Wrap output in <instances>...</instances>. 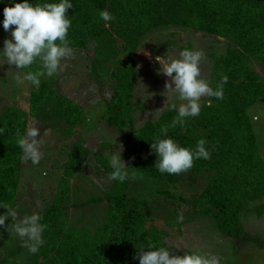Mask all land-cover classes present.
<instances>
[{"label":"trees","instance_id":"1","mask_svg":"<svg viewBox=\"0 0 264 264\" xmlns=\"http://www.w3.org/2000/svg\"><path fill=\"white\" fill-rule=\"evenodd\" d=\"M6 2L11 7L23 0ZM28 2L57 3L59 0ZM69 2L73 5L67 10L71 20L67 37L69 47L73 52L93 51V62L89 65L92 73L99 77L103 78L100 74L106 71L110 84L108 99L100 98L102 102L95 103L96 107L103 105L96 114L97 108L91 112L94 104L89 105V113L59 91L55 75L41 77L39 87L31 85L23 105L0 99V129H4L0 133V205L10 204L21 217L39 213L41 223L48 226L42 234L45 242L35 254L21 247L16 236L12 237L11 245L0 243V264H139L133 257L140 248L149 250V244L154 249L166 247L174 255L182 251L183 255L187 251L182 250L183 246L175 252L169 244V230L176 229L182 235L183 226L192 222L199 229L198 222L210 224L212 221L213 225L206 228L214 229L221 239L249 244L253 237L247 234L241 216L253 212L260 216L264 206V159L256 132L260 121H253L251 114V110L264 100V78L251 66L255 61L264 67V0ZM104 10L114 19L101 20L99 12ZM162 30L167 34L162 42L164 45H172L174 41L183 46L185 38H175L179 33L187 35V30L196 42L198 39L207 41V46L195 48L201 49L206 57L200 64L202 77L209 80L214 89L222 75L228 78L223 98L204 97L200 102V114L187 118L184 127L170 126L177 111H169L168 105L156 119L142 124H138L133 115L139 69L130 57L137 55L143 39ZM107 48L112 50L111 63L118 64L116 69L99 67L97 56L103 55ZM3 68L4 65L0 66V71ZM38 68L39 62L22 70L27 73ZM102 82L100 91L106 89V82ZM11 95L9 97L13 98ZM95 115L113 129L125 133L123 142H117L120 138H112L117 149L112 153H119L118 145L123 146L121 159L129 167V178L124 182L109 179L112 171L109 157L92 152L78 136V142L53 151L55 163L64 165V169L57 184L54 183L51 200L39 196L41 200L34 197L25 202L24 196L32 191L31 185L37 188L32 177L38 164L23 168L20 159L23 153L16 143L17 132L24 135L28 127L35 124L40 132L48 127L59 129V136L67 139L75 128L83 129ZM166 126L168 133L162 134L160 130ZM157 136L170 137L190 149L204 139L210 158L195 160L186 173L162 174L154 167L157 157L150 148ZM61 155L64 160H60ZM132 174L157 182L161 188L149 196L132 194L128 192ZM81 178L94 187L93 195L83 192L89 196L84 201L79 198ZM103 185L108 187L106 191L101 190ZM70 211L79 214L73 223ZM87 211L90 213L86 214ZM5 212L6 209L0 208V215ZM181 213L184 219L178 223ZM157 217H161L162 226L157 224ZM5 224L10 227L11 219H6ZM194 228L195 231L193 228L191 231L199 234ZM2 232L7 237L10 233L0 226ZM209 234L202 238L213 240L214 235L209 238ZM9 240L12 241L8 238L5 242ZM4 245L7 247L3 248Z\"/></svg>","mask_w":264,"mask_h":264},{"label":"rangeland","instance_id":"2","mask_svg":"<svg viewBox=\"0 0 264 264\" xmlns=\"http://www.w3.org/2000/svg\"><path fill=\"white\" fill-rule=\"evenodd\" d=\"M5 2L6 0H0V42L2 43V45H0V51L3 50V41L5 39L11 38L10 32H5V30L3 29V9L7 6V2L6 5ZM11 6L13 5L11 4ZM189 31L190 30H187V35L184 33H179V37L175 38H185L182 41L183 46H179L177 42L174 43V41L172 45H164L162 42L165 40V36H167V34L163 30L159 31L157 35L153 33L151 37L143 39V42L138 49L139 54L137 52V55L135 57H130L134 60L136 68L139 69L133 100V115L135 121L138 124H142L147 120L156 119L160 111L167 106V104H165L164 106L166 97L160 95V93L164 91V84L167 77L157 74L160 66L155 61V57L164 56L166 58H175L178 57V53L180 52L179 50H184L185 48H187V46H191L187 49L195 50L196 46L202 47L208 45L207 41H202V39V42H200V39H198L197 43L195 39L191 38V31ZM159 37L162 38L161 41H159ZM111 53L112 50L110 48H107L103 55L97 56V59L100 58V68H117L118 64L113 65V63H111V60H113L114 58L113 54L110 55ZM140 54H142V56H140ZM93 56V51H87L83 53L73 52L70 57L62 61V64L64 65L63 71H59L57 74H55V80L58 79V89L62 94L84 107V109L86 108L89 113L90 107L88 106L93 103L94 105L91 106V112H93V110L97 108L96 111L94 110L96 114L99 111L100 107H102L103 105H98L96 107L95 103L102 102L100 98L104 100L108 99L107 91L109 90L110 84L108 81L109 77H107L106 79L107 74L105 70L104 74H100V71L102 70L98 71L100 76L102 75L103 78L99 77V75H96L95 72L92 73V66H90L89 64L93 62ZM119 58H123V56H119ZM118 61L121 62L122 60L120 59ZM251 66L255 69L259 76L264 78V67H262L259 63L257 64L255 61L251 64ZM11 67L12 70H8L9 66L5 64L3 70L0 71V99L5 101L6 103L14 102L16 104L23 105L28 98L31 84L27 81H25L23 84H17L16 76L18 75L22 79L26 74V70L21 69L16 72L15 66ZM102 80H104V83L106 82V89L104 91L99 90V86L103 84ZM3 91H5V93H3ZM10 93L14 95L13 98L9 97ZM148 93H153L154 95L149 97ZM97 99L99 100L97 101ZM176 103L178 107L179 104L182 103V101H179L177 99ZM251 111L250 112L253 116V121H260L256 128V132L258 140L260 141L261 155L264 159V100L260 101L258 105ZM86 123L87 125L81 130L75 128V132L73 134H70L67 139H62L59 136V129H56L58 130L57 132L55 128L50 127H48V129H44L43 132H40L39 130V135L37 138L40 141V151L43 154L41 159L44 160L41 161L33 169L34 176L32 177V179H35L37 188H34L33 184L31 185L32 187L30 189H32V191L28 190L30 193L24 196L25 202H28L29 199H33L34 197H36V199L38 200H41V198L45 200H51V193L55 191L54 183L57 184L64 169V165L55 163V153L53 151H56V149L61 150L62 147H68L72 144V142H78V136H80L81 140L83 139L86 143L85 146L89 147L92 152H100L107 158L110 157L112 151L117 150L116 142H112V140L115 138H120V140L117 142L124 141L123 139L125 138V133L123 134L121 132H118L116 129H113L110 125L101 121L97 115H95L90 123ZM89 128H92L93 130H90ZM64 159L65 157L61 155L60 160ZM30 165H32L31 161L23 163V168L26 170L30 167ZM130 178L132 183L130 189H128V192L132 194L134 193L141 196H149L152 192H155V189L161 188V185L157 182L143 179L135 174H132ZM79 181L80 180L78 179L77 182ZM81 182L82 191H80L81 196L79 198L84 201L89 196L88 194L83 192H87L89 193V195H93L94 187L90 185L89 181L84 180L83 178H81ZM74 183L75 181L73 182V184ZM107 188L108 187L106 185H103L101 190L106 191ZM32 195L34 196L32 197ZM73 197L75 198V196ZM79 198H77L76 200L78 202H82ZM262 199H264V197ZM262 207L263 213L260 216L255 212L241 216L244 227L246 223L245 230L247 234L253 237L252 241L249 244H243L239 240L230 241L228 240V238H225L226 240H224V238L221 239L220 236L214 232V229L209 231L206 228L211 227L210 224L213 225L212 221H210V224L208 222H206L205 224L198 222L197 224L199 229H197L196 223H189L187 224V226H183L182 235L179 234L176 229L169 230L170 233L169 231L168 233L171 237L168 242L175 252H178L182 246L184 247L182 249L183 251H188L191 249V251L188 252L197 251L198 249L202 250L201 253L209 251L215 252L225 258L222 261V264H264V206ZM88 213H90V211L86 212V214ZM77 218H79V214L70 211V222L73 223V221H75ZM157 218V224L159 226H162L161 217ZM194 226L196 227V230L199 231V234L197 233V231L194 232ZM192 228L194 231H191ZM208 232H210L208 236L209 238L211 237V235H214L213 240L209 241L205 238H202V236L206 235ZM12 237H14V235H12L11 233H9L7 237L2 232L0 233V243L11 245L13 244ZM8 238L12 241L9 240L5 242V240H8ZM6 245H4L3 248L7 247ZM181 254L182 251L178 253V255Z\"/></svg>","mask_w":264,"mask_h":264},{"label":"clouds","instance_id":"3","mask_svg":"<svg viewBox=\"0 0 264 264\" xmlns=\"http://www.w3.org/2000/svg\"><path fill=\"white\" fill-rule=\"evenodd\" d=\"M73 8L69 0H59L57 3H15L11 7L3 9V29L10 32V39L3 41V50L0 51V66H15V71L30 68L39 62L36 71H28L21 79L16 76V83L23 84L25 81L39 87L41 77H52L59 71H63L62 61L73 53L69 47L68 30L71 20L68 19L67 10ZM100 18L109 22L114 16L108 11H100ZM202 50H189L185 48L178 53V57L157 56L155 61L159 64L158 75L167 77L164 91L160 95L166 97L165 104L168 110L177 111L176 117L171 122V127L177 125L184 127L186 119L200 114L201 99L204 97L223 98V87L227 83V76L222 75L215 89L209 80L201 76L200 64L205 60ZM145 88V87H144ZM146 90V89H145ZM147 93V92H146ZM149 97L154 95L148 93ZM182 101L177 107L176 100ZM159 110V109H158ZM162 134L168 133V127L161 128ZM4 129H0L3 133ZM39 128L33 124L28 127L24 135L17 132L16 143L22 150L20 157L23 163L31 161L33 165L39 164L42 158L40 141L37 138ZM206 141L200 139L194 149L182 147L170 137L157 136L150 144L152 152L156 154L154 167L162 174L179 175L188 172L197 159H209L210 152L205 147ZM121 151L112 153L109 157L112 171L109 179L124 182L129 178L128 166L121 159L122 145H118ZM6 209L0 215V226L6 228L12 235L21 241V247L28 253L35 254L44 244L42 234L47 229L42 224V216L39 213L20 216L18 210L8 203L0 205ZM11 219L10 227L5 224L6 219ZM183 214H178L177 222H183ZM149 250L145 248L137 250L134 259L139 264H222L225 259L215 252L201 253L198 250L185 252L183 255H174L166 247L155 248L149 244ZM154 249V250H153Z\"/></svg>","mask_w":264,"mask_h":264}]
</instances>
